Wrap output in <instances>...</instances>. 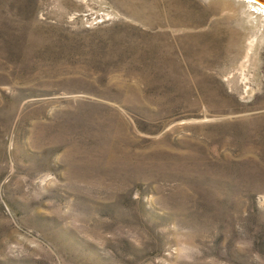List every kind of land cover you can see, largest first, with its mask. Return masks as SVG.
<instances>
[{"label": "rangeland", "instance_id": "374dc122", "mask_svg": "<svg viewBox=\"0 0 264 264\" xmlns=\"http://www.w3.org/2000/svg\"><path fill=\"white\" fill-rule=\"evenodd\" d=\"M0 264H264V17L0 0Z\"/></svg>", "mask_w": 264, "mask_h": 264}, {"label": "bare ground", "instance_id": "6f19581e", "mask_svg": "<svg viewBox=\"0 0 264 264\" xmlns=\"http://www.w3.org/2000/svg\"><path fill=\"white\" fill-rule=\"evenodd\" d=\"M233 1L234 2L247 3V8L249 9L250 15H251L252 19H255V21L259 22V20L264 17V0H262V1L257 0L258 1L257 3H256V0H255V2L242 1V0H233Z\"/></svg>", "mask_w": 264, "mask_h": 264}, {"label": "water", "instance_id": "95a60500", "mask_svg": "<svg viewBox=\"0 0 264 264\" xmlns=\"http://www.w3.org/2000/svg\"><path fill=\"white\" fill-rule=\"evenodd\" d=\"M242 1H252V2H255V0H242ZM260 1H262V0H260ZM258 1L256 0V3H257Z\"/></svg>", "mask_w": 264, "mask_h": 264}]
</instances>
